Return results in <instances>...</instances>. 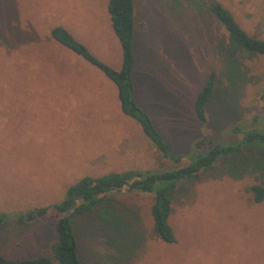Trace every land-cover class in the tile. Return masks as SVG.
<instances>
[{"label": "rangeland", "instance_id": "374dc122", "mask_svg": "<svg viewBox=\"0 0 264 264\" xmlns=\"http://www.w3.org/2000/svg\"><path fill=\"white\" fill-rule=\"evenodd\" d=\"M109 1L0 0V212L58 203L85 175L187 165L164 157L121 111L118 88L103 71L52 39L51 30L63 26L120 70L123 50ZM211 1L135 0L136 97L174 154H192L202 139L238 140L226 128L255 126L253 117L264 113V56L240 58L232 69L240 67L241 81L228 82L227 31L209 11ZM218 1L264 39V0ZM211 71L220 82L203 123L194 100ZM263 183L253 165L233 176L220 164L183 182L170 216L172 244L153 231L152 194L111 193L95 212L75 218L82 262L264 264V201L255 202L250 191ZM108 209L120 211L113 226L119 243L110 238ZM55 224L50 216L6 221L0 253L15 259L49 254Z\"/></svg>", "mask_w": 264, "mask_h": 264}, {"label": "trees", "instance_id": "16d2710c", "mask_svg": "<svg viewBox=\"0 0 264 264\" xmlns=\"http://www.w3.org/2000/svg\"><path fill=\"white\" fill-rule=\"evenodd\" d=\"M208 9L227 31V41L223 48L228 61L226 78L230 84L237 83L241 81L237 75L240 67L234 66L236 67L234 70L233 64L246 56H264V39L255 37L244 29L232 11L222 2L212 0ZM108 10L113 30L123 50V65L120 70L98 59L84 43L63 26H55L51 30V36L58 43L97 66L116 84L121 111L140 125L145 137L164 157L175 163L182 160L188 163L182 167L175 166L169 169H127L100 176L85 175L68 187L64 198L58 203L33 207L25 212H0V225L9 220L18 224L33 223L50 216L56 221L57 235L56 240L50 245L49 254L15 259L0 253V264H83L75 218L95 212L107 202L109 194L115 192L152 194L153 231L162 241L175 243L177 237L170 223V216L174 198L183 182L197 178L219 164L226 167L233 176L243 175L252 165L254 170L264 174V113L262 116L253 117V121L258 123L255 126L238 123L226 128L227 134L241 136L238 140L219 142L202 139L195 142L194 152L188 156L172 153L168 140L136 97L135 0H110ZM219 82L217 72L211 71L201 90L196 94L194 108L203 123L207 122V105L215 94ZM260 91L264 110V88ZM250 191L255 202L264 201V183L253 184ZM119 212L108 209V214L106 212L103 214L106 218H112L108 224L109 233L110 238L116 243H119L117 230H114L113 226ZM125 223H128L127 219ZM123 226L127 229L125 225Z\"/></svg>", "mask_w": 264, "mask_h": 264}, {"label": "crops", "instance_id": "0c3cea01", "mask_svg": "<svg viewBox=\"0 0 264 264\" xmlns=\"http://www.w3.org/2000/svg\"><path fill=\"white\" fill-rule=\"evenodd\" d=\"M53 39V38H52ZM57 42V41H56Z\"/></svg>", "mask_w": 264, "mask_h": 264}]
</instances>
